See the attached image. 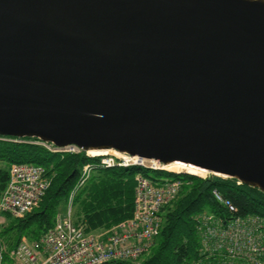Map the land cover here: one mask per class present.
Masks as SVG:
<instances>
[{
  "label": "water",
  "instance_id": "95a60500",
  "mask_svg": "<svg viewBox=\"0 0 264 264\" xmlns=\"http://www.w3.org/2000/svg\"><path fill=\"white\" fill-rule=\"evenodd\" d=\"M0 136L264 193V0H0Z\"/></svg>",
  "mask_w": 264,
  "mask_h": 264
},
{
  "label": "built area",
  "instance_id": "2783aa9c",
  "mask_svg": "<svg viewBox=\"0 0 264 264\" xmlns=\"http://www.w3.org/2000/svg\"><path fill=\"white\" fill-rule=\"evenodd\" d=\"M0 140L31 143L53 153L83 152L76 146L60 148L38 139L0 136ZM100 164L112 167L115 160L104 158ZM91 170V164L83 166L69 193L67 210L57 214L52 227L38 239L24 237L10 251L0 245V264H140L148 256L162 229L164 208L177 200L187 182L176 177L155 180L137 174L132 216L95 234L86 232L83 224L75 223L72 210V199ZM50 183L51 177L40 165L11 164L7 185L0 194V215L22 218L34 211ZM212 195L226 213L206 209L193 217L200 257L191 264H264V216L238 215L237 208L218 191L213 190Z\"/></svg>",
  "mask_w": 264,
  "mask_h": 264
},
{
  "label": "trees",
  "instance_id": "16d2710c",
  "mask_svg": "<svg viewBox=\"0 0 264 264\" xmlns=\"http://www.w3.org/2000/svg\"><path fill=\"white\" fill-rule=\"evenodd\" d=\"M24 140H36L24 138ZM100 157L79 154H55L31 143L0 140V194L8 182L7 165L32 163L44 167L51 183L39 207L22 218L5 215L0 227V245L14 249L22 237L38 239L52 227L56 209L66 202L77 183L84 165H92V174L73 200L75 223L83 221L86 231L108 229L132 216L135 176L151 171L139 165L105 167ZM187 182L178 198L163 210V226L155 246L141 264H191L199 259L198 239L193 217L203 210L225 214L213 198L218 191L236 208L238 215L264 216V193L258 189L237 185V180L209 175L200 178L190 174H172ZM208 264V263H203Z\"/></svg>",
  "mask_w": 264,
  "mask_h": 264
},
{
  "label": "rangeland",
  "instance_id": "374dc122",
  "mask_svg": "<svg viewBox=\"0 0 264 264\" xmlns=\"http://www.w3.org/2000/svg\"><path fill=\"white\" fill-rule=\"evenodd\" d=\"M39 147H41V148H44L45 150H47V151H49L47 148H45V147H42V146H39ZM49 152H51V151H49ZM51 153H53V152H51ZM55 154H62V155H64V154H79V153H76V152H56ZM86 155L88 156V157H91V158H93V157H100V159H108V158H113L114 160H115V164H114V166H129L130 164L127 162L126 163V161H124V159L125 158H128V157H126L124 154H120V153H117V152H111V153H108V154H104V155H94V154H92V153H86ZM122 163H124V165H119V164H122ZM126 164V165H125ZM129 164V165H128ZM11 164H9V165H7V170H8V167L10 166ZM3 166H5L4 164H2V163H0V168L1 167H3ZM143 167V166H142ZM145 168H147V167H145ZM147 169H149V170H151V171H147V173H146V177H149V178H152V179H155V180H165V179H169V178H172L173 176L172 175H167V174H158V173H156V172H154L155 170H152V169H150V168H147ZM92 171L93 170H91V172H90V174H89V176H88V178L86 179V181L84 182V184L77 190V192L75 193V195H74V197H73V199H72V210H73V216H74V214H75V207H74V205H73V200H74V198H75V196L79 193V191L84 187V185H85V183L87 182V180L89 179V177L91 176V174H92ZM156 171H164V172H169V171H167V170H164V169H160V170H156ZM81 174V173H80ZM186 174V173H185ZM191 175V174H190ZM80 177V176H79ZM204 177H207V175L206 176H204ZM79 180V179H78ZM4 191V190H3ZM69 205V200L67 199V201L66 202H62V203H60L59 205H58V207H57V209H56V215L57 214H61V213H65V211L67 210V206ZM5 215H7V214H2V215H0V227L1 226H3V224L5 223ZM78 224H83L84 225V228H85V231H86V226H85V224H84V222L83 221H81V222H78ZM104 230H106V229H99V230H95V231H91L90 233H95V234H99V233H103L104 232ZM86 232H88V231H86ZM24 237H22L21 238V240L23 239ZM143 261H141V263H142ZM140 263V264H141Z\"/></svg>",
  "mask_w": 264,
  "mask_h": 264
},
{
  "label": "bare ground",
  "instance_id": "6f19581e",
  "mask_svg": "<svg viewBox=\"0 0 264 264\" xmlns=\"http://www.w3.org/2000/svg\"><path fill=\"white\" fill-rule=\"evenodd\" d=\"M112 150H107V151H89L88 153H92L94 155H104V154H108L111 153ZM116 152V151H113ZM118 153V152H117ZM121 154V153H120ZM126 162H128L129 164L135 165L137 163V160L134 158H125ZM142 165L146 166V167H152V168H161L164 170H167L169 172H172L174 174H179V173H186V174H191V175H196L199 177H204L206 175H208L206 172L193 168L191 166H186L183 164H179V163H173L167 166H159L157 163H153V162H149V161H143L141 163Z\"/></svg>",
  "mask_w": 264,
  "mask_h": 264
}]
</instances>
